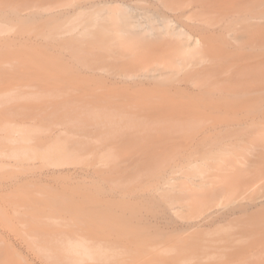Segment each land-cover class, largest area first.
Here are the masks:
<instances>
[{
  "label": "rangeland",
  "instance_id": "obj_1",
  "mask_svg": "<svg viewBox=\"0 0 264 264\" xmlns=\"http://www.w3.org/2000/svg\"><path fill=\"white\" fill-rule=\"evenodd\" d=\"M52 1L0 0V264H264V0Z\"/></svg>",
  "mask_w": 264,
  "mask_h": 264
},
{
  "label": "bare ground",
  "instance_id": "obj_2",
  "mask_svg": "<svg viewBox=\"0 0 264 264\" xmlns=\"http://www.w3.org/2000/svg\"><path fill=\"white\" fill-rule=\"evenodd\" d=\"M114 1V0H113ZM111 2V3H114V2ZM120 0H117V2H119ZM122 1H125V0H121L120 2H121V4H124L125 5V3L124 2H122ZM47 4H48V2H47ZM88 5V4H87ZM24 7V6H23ZM46 7V6H45ZM58 7V5H56L55 4V2L54 1H52V0H50V2H49V4H48V6H47V9H49L50 11H52V10H54V9H56ZM77 7H81V8H83V7H85V6H83V5H81V4H79ZM16 9H18V8H16ZM20 9V8H19ZM25 9V8H24ZM23 9L21 10V12L19 11V15L17 16V18H19V16H21L22 17V15H23ZM22 14V15H21ZM28 14V13H27ZM14 15H16L15 13H14ZM16 17V16H15ZM23 18H24V16H23ZM256 19H258V18H256ZM107 31H109L108 33H110V35H111V37L110 38H112V40H111V42L113 43V45H111L110 46V48H109V50L108 51H112V50H116V46L115 45H117L119 42H120V40L117 42V39L116 38H120L122 35H124V36H126V37H124V38H126L127 40V42H132V43H135V44H144V43H147V44H150V45H152V44H155V41H152V40H150L149 39V37H148V35H147V30L144 28V26L138 21V19H135L134 18V16H131V15H126L125 16V18H123L122 16H117V25H113V24H110L109 26H108V30ZM169 33L172 35V37H174L175 39H173V41H178V39H180V40H183V41H185L186 43L187 42H190V41H192V43H190V44H188L187 43V45H185L184 47H183V49H188V48H190V46L193 44V45H200V44H202L203 43V40L201 39V37H199V36H197V35H195L194 33H193V31L192 30H190V29H188L187 27H185L184 25H182V24H173L172 23V26H171V28H170V30H169ZM78 34V33H77ZM76 35V34H75ZM75 35H74V37H75ZM154 36H161V33H154ZM82 39H84V38H82ZM116 39V40H115ZM78 41V40H77ZM81 42V41H80ZM71 43H73V42H71ZM110 44V43H109ZM108 45V44H107ZM106 45V46H107ZM75 46H76V44H75ZM78 47V46H77ZM109 47V46H108ZM119 48V47H118ZM107 50V49H106ZM156 60L154 59V60H148V61H146L145 62V65L147 66V65H151V64H154L153 65V67H155V66H157V64H159V63H157V62H155ZM209 69H211V66L210 65H204L203 67H201V68H195V69H191L190 71H189V73L190 74H198V73H205L206 71H208ZM174 88H183L182 86H180V85H174ZM183 91H184V89H183ZM15 124V123H14ZM13 124V125H14ZM11 125V124H10ZM17 125V124H16ZM17 126H19V125H17ZM16 126V127H17ZM15 127V126H14ZM15 127V128H16ZM18 128V127H17ZM54 129H56V127L54 128ZM52 131H53V129L51 130V133H52ZM55 131V130H54ZM61 131H62V129H61ZM64 133V132H63ZM2 138V141H4V142H12V143H15L16 142V140H17V138H15V137H10V136H7V135H5V136H3V137H1ZM99 148H100V146H99ZM98 147H97V149H99ZM194 157V156H193ZM194 164L195 163H193L192 165L194 166ZM197 164H199V163H197ZM196 164V165H197ZM200 165V164H199ZM199 165H197V166H199ZM181 166V165H180ZM192 166V167H193ZM177 168H178V166H177ZM179 168H181V167H179ZM171 170V169H170ZM169 170V171H170ZM186 170V169H185ZM167 172V174H165L164 173V177H167L168 176V174L169 175H171L172 174V176H168V177H172V178H174L175 177V175L174 174H176V172H177V169H175L174 168V170L172 171H170V172ZM178 171H179V169H178ZM182 171V168H181V170L179 171V172H181ZM175 172V173H174ZM183 172V174H184V171H182ZM177 174H179L178 172H177ZM186 176V175H185ZM167 177V178H168ZM166 179V178H165ZM181 179H184V178H181ZM194 182V181H193ZM93 210L95 211V208H93ZM235 214V212L232 214V215H234ZM212 215V214H211ZM213 219L210 217V216H206V217H204L201 221H200V223L198 222V223H190L186 228H184V230H187V231H191L192 232V230L193 229H195V228H197V227H199L200 225H211L212 224V221ZM214 223V222H213ZM79 237H81V236H79ZM83 239H84V237H82ZM81 238V239H82ZM86 238V237H85ZM78 239H80V238H78ZM86 241H82V240H77V241H79V245H80V241H82V243H83V245L81 244V249H80V247H79V245L77 244V242H75L77 245H78V249L76 248V246H75V251L76 252H81L80 254H82L81 256H83V254L84 253H86V252H89V250H90V252L92 253L93 251H92V249L93 248H91L90 249V247L88 246V245H86V243H88L87 242V238L85 239ZM72 243H73V240H70ZM91 241H89V243H90ZM94 242V241H93ZM91 243V244H94V243ZM74 243V244H75ZM73 246V245H72ZM70 248L72 249V247L70 246ZM68 249V251H73V249H74V246H73V249L71 250V249ZM75 251H73V253L75 252ZM75 252V253H76ZM77 254V253H76ZM93 254V253H92ZM86 255V254H85ZM81 260H84V257H82L81 259H80V261ZM83 263V262H82ZM88 264V263H87ZM91 264V263H90Z\"/></svg>",
  "mask_w": 264,
  "mask_h": 264
}]
</instances>
